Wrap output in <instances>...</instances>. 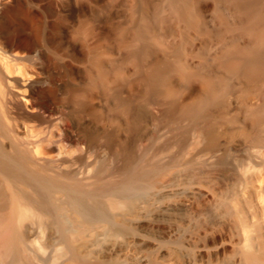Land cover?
I'll list each match as a JSON object with an SVG mask.
<instances>
[{
    "label": "rangeland",
    "instance_id": "374dc122",
    "mask_svg": "<svg viewBox=\"0 0 264 264\" xmlns=\"http://www.w3.org/2000/svg\"><path fill=\"white\" fill-rule=\"evenodd\" d=\"M167 1L150 0L146 9L142 0L36 1L49 42L25 60L24 79L54 81L59 116L46 114V122H38L47 129L38 140L50 142L40 141L52 154L32 152V165L27 160L21 165L12 154L18 138L23 141L18 149L30 144L28 128L0 124L5 128L0 130L5 149L0 147V264H247L250 256H261L264 264V119L256 127L247 116L250 107L264 105V91L245 95L236 83L214 118L167 116L163 98L143 93L128 55L144 15L155 7L167 13ZM194 2L200 27L170 16L155 27V54L174 56L179 48L192 67L214 66V56L231 36L219 14L230 20L234 15L218 0ZM100 64L110 70L108 89L93 83ZM175 85L185 102L203 93L199 79L177 78ZM20 87L12 88V103L24 122L35 110L27 103L29 88ZM119 97L141 112L136 128L118 107ZM209 128L217 137L212 147ZM5 155L17 163H8ZM129 165L151 173L137 181L138 188L123 191L118 181ZM34 166L41 167L33 172ZM54 171L61 183L83 180L84 190L97 194L89 198L81 192L85 199L72 201L66 190L39 179L45 173L55 177Z\"/></svg>",
    "mask_w": 264,
    "mask_h": 264
},
{
    "label": "bare ground",
    "instance_id": "6f19581e",
    "mask_svg": "<svg viewBox=\"0 0 264 264\" xmlns=\"http://www.w3.org/2000/svg\"><path fill=\"white\" fill-rule=\"evenodd\" d=\"M36 1L37 0H0V124L4 121L8 124H12L14 128L19 127V130L21 128L20 126L23 125V127H27L30 131L28 137L31 136V140L29 143L32 144V146H29V144L28 146H24V148H22L21 150L18 148H20L19 146L22 140L19 138L17 140H15V138L12 139L13 137L9 138L12 141L15 140L16 143H20L17 146V154L16 152L14 153V151L12 152V154L17 155V158H20L22 160H20L21 165L24 162L23 160H27V162L29 163L31 162L28 160L33 159L34 156L31 155L32 152L43 154L45 153V155H47L46 152L48 151V148H45L44 145L48 143L50 144V142L46 143L47 140L45 137L44 138L46 141H44L42 137L40 141H44L46 144H42L38 140L40 139L39 135L42 134L41 131L45 130L42 126L41 128L43 129L40 128L38 122H46V120L48 119L46 118V114H48L49 116L50 114H54L57 117L59 116L57 115L59 110L57 106L59 104H57V106L55 105L56 98L54 96V81L51 80V83L47 84V82L44 83L40 79L37 80V82H27V78L24 79V76H26L28 72L26 68H28L29 66V62L26 64L27 61L25 62V60H31L34 58V56L38 55V53L42 52L43 47L47 45L48 41V35L45 34V30L38 18ZM218 1L225 5H228L231 8L234 19L230 20L228 15L224 12H220L219 14L225 26L224 28L227 30V32L229 31L231 33V36L230 39L224 43L222 49L214 56V66L205 64L201 65L200 67H192L189 62L183 58L182 52L179 48L176 49L174 56L160 57L155 54L156 50L154 47V42L157 41V37L154 33L155 27L156 25L167 21L170 16H174L178 20L183 21L188 27H200L202 23V17L195 5L194 0H168L167 13H163L160 7H155L152 12L146 13L144 15L142 22L135 30V42L132 44L130 43L128 48V55L133 59L135 65L139 70V80L142 85V91L144 94L148 95L151 98H163L166 101L164 112L171 118H175L178 120L188 118L195 122H198L201 119L214 118L216 112L222 111L223 108H225L228 97L231 91L236 87V83L241 85L242 92L245 93V95H250L251 93L256 91H264V0ZM149 2L150 0H142V6L144 7V9L147 8V4ZM217 34L219 36H223L224 32L220 31ZM22 36L26 39L20 40L19 38ZM24 62L27 67L26 65H24ZM109 74L110 70L100 64L98 73L93 79V83L100 84L105 89H108ZM19 77H23V80H21ZM27 77L30 78L29 76ZM177 78L184 81H193L195 79H199L203 88V93L199 97L189 102L181 100L179 97V91L175 85V79ZM20 80L22 82H20ZM20 84L26 86L27 89L29 88V94L32 96V98L30 99L32 100L31 102L27 101V103H31L29 106L32 107V111L35 110L33 113L25 115L26 121L24 122L21 121L24 119L20 120V117L18 115L19 113L15 106L16 103H14L15 101H13L12 103V98L14 97L13 95H15L12 92V88L15 87L17 89H21ZM118 107L121 111L127 113L129 118L128 125L133 129L136 128L138 119L141 116V112L133 106L130 100L120 97L118 98ZM28 110L31 111L30 109ZM247 116L250 119L251 123L254 126L258 127V125H260L264 119V105L250 107L247 112ZM9 125L6 126L10 127ZM2 128L3 127H1V129ZM11 128L13 127L11 126ZM4 129L5 128H3L2 130ZM25 130L27 131V129H24L23 131ZM206 135H208V145H210L211 147L217 145L216 134L214 133V131H212L211 128L207 129ZM9 139H7V141ZM18 140L21 141L19 142ZM25 141H27V139ZM51 142L53 144V141ZM21 145H23V141ZM1 148L4 149V146H2ZM48 152H50V150ZM50 153L52 154V152ZM50 153H48V155ZM45 155L42 156L45 157ZM37 157L39 156L37 155ZM7 158L8 157L6 156V161H8V163L11 161H15H9ZM128 159H130V156H128ZM15 162L17 163V160ZM33 163L30 164L32 165ZM17 166H20L19 163ZM39 167H35L34 169L32 168L33 172L35 169V172H37ZM142 167L137 165H129L128 168H126L127 171L124 175V179L118 181H122L120 183L122 190L124 188L127 190L138 188V184L136 185V183H138L137 181L143 177H147L148 174L150 175L151 171L149 169L147 170V167L146 169ZM43 169L45 170V168ZM55 169L59 171L62 168L58 170V168L55 167ZM51 170H54L53 166ZM51 170L50 172H52ZM28 171L27 173L29 174ZM70 171L71 170L69 169L68 172ZM40 172L41 170H39V173ZM53 173H55V171ZM56 174L58 173H55V177L51 175L54 179H48L47 177H51L50 175L44 177V175H47L46 173L44 175L40 174V177L35 175V177H39L42 182H45V184L52 188H58L60 186L61 188H63V190H66L70 193L68 196L70 197V199H74L72 201L76 200L77 202H82V200H84L85 198H81V196H83L81 195V192H84V195H86V197H89L90 195L92 196V194L94 196L95 191L93 192V188L91 189L90 187L92 191H90L88 187L87 188L89 191L86 190V187L84 190L82 184L83 180L81 182L77 179L75 180L74 178V181L72 183V181L70 182L72 176H67L69 175L67 174L66 176L70 179L68 180L72 184H65V182L61 183L58 180L59 174L57 175L58 177L56 176ZM64 179H62L61 181H63ZM34 181L36 180L34 179ZM66 182L68 181L66 180ZM85 184L86 183H84V185ZM111 185L113 186L112 183L110 184V187ZM107 186H109L108 182ZM41 189L43 190V187ZM51 189H48L49 192L54 191ZM101 189H103L102 186ZM97 190H100V186ZM104 190L106 189L104 188L103 191ZM47 192L48 191H46V194H48ZM97 192L95 193L97 194ZM51 193L53 194V192ZM91 196L89 198H91ZM86 200H88V198H86ZM73 203L77 205L76 202ZM84 204H86V202ZM16 205H18V209L21 207L18 203ZM250 257L251 258H249L247 264H263V258H260L261 256Z\"/></svg>",
    "mask_w": 264,
    "mask_h": 264
}]
</instances>
